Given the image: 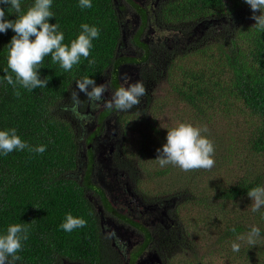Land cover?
I'll list each match as a JSON object with an SVG mask.
<instances>
[{
  "label": "trees",
  "instance_id": "trees-1",
  "mask_svg": "<svg viewBox=\"0 0 264 264\" xmlns=\"http://www.w3.org/2000/svg\"><path fill=\"white\" fill-rule=\"evenodd\" d=\"M33 3L34 0H21L22 11ZM91 3V8L82 9L79 0H53L54 17L49 23L59 24L65 44L70 46L85 23L99 28V37L92 42L89 58L82 57L70 71L54 63L51 56L45 57L39 74L41 79L50 77L47 87L28 91L17 86L19 98L4 79L5 75L15 79L10 69L5 73L8 45L15 33L12 29L0 33V130L15 128L20 138L33 148L46 146L43 153L28 149L7 155L0 152V234L14 223L29 225L28 239L18 253L21 259L15 264H58L63 259L100 262L103 239L86 195L94 186L90 179L79 183L68 175L76 169L79 145L76 126L65 109L73 101V93L79 92L78 80L88 76L97 83L108 66L114 64L115 70L121 62L114 58L120 28L113 0H91ZM0 7H4L7 19L17 18L7 11L9 6ZM160 11V18L163 15L167 21L171 17L170 20L180 23L177 26L180 31L194 28L199 21L214 20L205 37H214L216 31L223 34L219 42L205 43L185 56L187 59L200 56L201 67L175 66L179 68L175 71L179 79L171 82L172 90L165 96L178 114L201 116V124L222 132L225 143L228 141V156H223L222 161L231 167L221 161L212 185L191 188V196L181 202L185 204L186 200L187 205H195L200 222L203 219L207 224L199 231L198 240L203 238L208 248L199 258L193 251L189 264H264V207L252 212V200L247 195L253 187H264V32L253 26L256 22L245 0H166ZM236 25L240 27L237 33ZM91 59L95 63L90 65ZM218 72L228 73L224 82ZM151 110L158 109L149 110L153 113ZM154 115L146 123L152 131H158L159 123L166 120L159 121V116ZM132 117L140 121L137 115ZM215 118L223 123L218 130ZM149 137L145 132L142 134L144 145L150 144ZM208 137L214 149L218 148L215 139ZM169 167L159 168L158 174L165 175ZM192 172L194 177L204 175L201 169ZM103 200L108 204L105 197ZM69 213L84 218L86 226L71 232L61 229ZM252 226L261 232L254 246L246 238L238 239L246 237ZM212 229L215 238L211 240L208 235ZM206 232L208 235L204 237ZM146 235L150 237V233ZM198 240L194 242L196 246L200 244ZM233 242L240 244L238 252L232 250ZM186 243L181 249L193 248L191 242ZM170 249L166 247L168 252Z\"/></svg>",
  "mask_w": 264,
  "mask_h": 264
},
{
  "label": "flooded vegetation",
  "instance_id": "flooded-vegetation-1",
  "mask_svg": "<svg viewBox=\"0 0 264 264\" xmlns=\"http://www.w3.org/2000/svg\"><path fill=\"white\" fill-rule=\"evenodd\" d=\"M165 1L113 0L120 28L114 58L121 62L115 70L114 64L108 66L96 83L109 85V91L104 93L105 100L122 85L142 81L147 95L141 98L138 106L146 110L150 101L148 89L156 81L154 75L158 76L156 71L160 70V63L165 65L163 70L177 52L189 49L193 39L200 37L202 30L195 33V27L177 32L179 34L168 39L156 34L157 28L167 29L159 17ZM65 109L76 126L79 145L76 169L68 175L79 183L90 179L94 186L86 195L93 205L95 224L103 239L98 264H168L171 253L166 247L173 250L176 247L172 244L182 238L178 216L174 213L177 200L150 199L138 186V167L133 162L137 166L138 163L130 158L133 157L130 151L124 150L122 139L115 138V134L121 132L120 126L123 129L124 117L130 119V115H121L125 111L109 109L103 102H91L82 92H78V99L73 97ZM159 112L158 109L153 113ZM153 113L149 112L148 117ZM178 115L175 108L168 111L167 117L179 118ZM120 135L124 138V130ZM146 233H150V237ZM58 264L91 263L63 259Z\"/></svg>",
  "mask_w": 264,
  "mask_h": 264
},
{
  "label": "clouds",
  "instance_id": "clouds-1",
  "mask_svg": "<svg viewBox=\"0 0 264 264\" xmlns=\"http://www.w3.org/2000/svg\"><path fill=\"white\" fill-rule=\"evenodd\" d=\"M52 3L53 0H34L26 11H22L21 0H0V5L9 6L7 11L17 16L15 20L7 19L4 7H0V33H6L8 29H12L15 33L8 45V67L5 69V73L10 69L15 74V79L12 75H5L4 79L13 86L17 98L21 96L17 86L28 91L47 87L50 77L41 79L39 74L45 57L51 56L54 63H59L65 71H70L74 65L80 63L82 57L89 58L92 42L99 37L100 29L85 23L81 24L82 31L71 41L70 46L65 44L64 33L59 30V24L49 23V19L54 17L51 11ZM245 3L252 10V19L256 22L253 26L258 31L264 32V0H245ZM79 6L82 9L91 8V0H79ZM200 22L194 27H200ZM88 62L91 65L95 60L91 59ZM125 79L127 80V77ZM76 87L89 101L103 102L105 107L122 112L138 106L141 98L147 95V88L142 81L122 85L112 92L109 100H105L104 97V93L109 91L107 83L97 85L94 79L85 76L76 82ZM73 97L78 99V93H73ZM208 132L206 126L201 128L184 122L167 129L166 143L157 149L158 154L155 159L160 167L173 165L183 171L210 170L215 165L213 158L215 149L213 141L202 134ZM25 149L43 153L46 151V146L33 148L20 138L15 128L0 130V152L7 155L15 150ZM247 195L252 200V212L264 207V187H253L248 190ZM86 224L84 218L74 217L69 213L60 228L71 232L76 228L85 227ZM232 231L235 232V228ZM28 235L29 225L20 223L9 225L6 233L0 234V264H15L21 259L18 253L22 250L23 241L28 239ZM260 237V229L252 226L246 237L240 236L238 239L246 238V242L254 246ZM232 250L238 252L240 244L233 242Z\"/></svg>",
  "mask_w": 264,
  "mask_h": 264
},
{
  "label": "rangeland",
  "instance_id": "rangeland-1",
  "mask_svg": "<svg viewBox=\"0 0 264 264\" xmlns=\"http://www.w3.org/2000/svg\"><path fill=\"white\" fill-rule=\"evenodd\" d=\"M171 17L168 18V21L161 15V21H162V26L167 29L163 30H158L157 28L156 34L160 35L162 39H168L170 38L173 34L177 32H181L178 29V25L180 23L173 22L170 20ZM168 28H171L169 30ZM202 30V33L199 38L193 39L194 41L191 42L190 46H188L186 50L179 51L177 52L167 67H165L163 70L162 68L165 66L163 63H160V70L156 71L158 76L154 77L156 78V81L151 88L148 89V93L150 94V101L148 103V107L146 110L144 108H141L140 106L133 108L130 111H125L124 114L121 115H131L130 119H124L125 123L122 129L121 127V132L118 134H115V138L117 139H122L121 141L124 143V145L127 146V151H130L132 153L133 160H136L138 163V166L133 162V164L138 167V180H139V187L142 191H145V194L147 197L150 199H171L173 198L174 201H176V206H175V211L177 215H179L180 218H178V229H180V235L182 238H179L176 240L172 246L176 247L173 250H171V254H169L168 257V264H189L190 261L189 259L194 256L193 251L196 252L197 257L199 258L200 256L205 253V251L208 248V245L204 242V239L202 238L201 240H198V234L201 228L206 226L207 224L200 222V219L197 217V209L195 208V205H187L188 197L191 196V192L189 191L191 188H202L207 185H212L211 181L214 178V176L217 174L219 171V165H221V161L223 156L227 157L228 154V141L225 143V139L222 137V132L220 131H215L208 129V133H202L203 135L207 136L208 135L211 138H214L216 141V144L219 145L218 148L215 149L214 152V160H215V167H212L210 170H202V173L204 174L202 178L199 176L194 177L195 172L192 171H183L181 170L178 166H173V165H167L165 167H160L158 164L157 160L155 159L157 157V149L161 148L164 143H166V136H167V129H171L175 126H177L180 122L187 123V119L190 121H194L196 126H201L202 128L205 127V124H201L200 117L195 118L192 117L190 114H184L182 112L179 113V118L178 117H167L168 116V111L169 110H174L176 107L175 105L165 100V96L168 94L169 91L172 90L171 88V82L175 80V78L179 79L178 76L176 75L175 71L179 70L177 67L179 64L186 65L185 67H189L192 69H195L197 67L202 66L201 58L198 55H193L189 59L185 58V56L203 45L205 43H211V42H219V40L222 38L223 34H220L219 31L214 32V37L210 36L208 38L205 37L206 31L208 30V27L205 26L204 28L202 26L196 28L195 33L199 30ZM240 27L236 25L235 27V32L237 33L239 31ZM211 37V38H210ZM204 38V41L201 39ZM218 39V40H216ZM212 72V66H210ZM211 73V71H210ZM217 73H215L216 75ZM228 73H221L218 72V77L222 82H224L227 79ZM172 76V77H171ZM176 81V80H175ZM171 96V95H170ZM151 106V108H150ZM152 108L159 109V113L153 115L159 116V121L161 120H166V122H161L159 123L160 129L157 130H151L149 124L146 123V120L148 119V111ZM143 111V113H142ZM176 112V111H175ZM145 113V114H144ZM132 114H135L138 116L140 121H138L136 118L132 117ZM174 116V115H173ZM185 117V118H184ZM191 121V122H192ZM147 124V125H146ZM221 124L223 126V123H221L220 118H215V124L214 126L217 128H221ZM198 126V127H199ZM124 130V138L120 135L122 131ZM146 133L149 135V141L150 145L149 148L146 147L142 143V133ZM227 149V150H225ZM126 150V149H124ZM217 155V156H216ZM223 162V161H222ZM224 164L227 165V167H231V164H228L227 162H223ZM170 166V167H169ZM169 167L170 170L164 175V174H158L159 168H166ZM167 169V168H166ZM200 170V169H199ZM204 171V172H203ZM155 172V173H153ZM198 173V172H197ZM192 176L194 177L192 179ZM193 180V181H192ZM196 182V183H195ZM172 196V197H171ZM185 200V204H182ZM173 201V203H175ZM182 202V203H181ZM199 221V222H198ZM204 231V230H202ZM214 229L212 231L210 230V233L208 235V232L203 234L204 237L215 238L214 235ZM183 239V242H182ZM198 240L200 244L198 246L195 245V241ZM186 241L191 242V245L193 248L191 249H181L180 246L185 247L187 244ZM178 248V249H177ZM223 258V257H221Z\"/></svg>",
  "mask_w": 264,
  "mask_h": 264
},
{
  "label": "water",
  "instance_id": "water-1",
  "mask_svg": "<svg viewBox=\"0 0 264 264\" xmlns=\"http://www.w3.org/2000/svg\"><path fill=\"white\" fill-rule=\"evenodd\" d=\"M215 23V21L214 20H203V21H201L200 23H199V26H202L203 28L205 27V26H209V25H212V24H214Z\"/></svg>",
  "mask_w": 264,
  "mask_h": 264
}]
</instances>
